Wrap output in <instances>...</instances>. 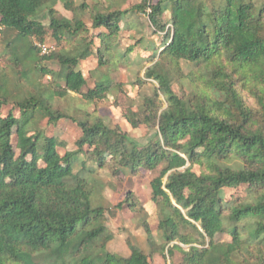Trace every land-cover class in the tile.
<instances>
[{
  "label": "trees",
  "instance_id": "trees-1",
  "mask_svg": "<svg viewBox=\"0 0 264 264\" xmlns=\"http://www.w3.org/2000/svg\"><path fill=\"white\" fill-rule=\"evenodd\" d=\"M169 1L0 0V264H152L155 254L164 264H264V0ZM45 11L48 25L35 19ZM131 11L148 17L159 41L136 82L158 87L124 111L132 127L154 130L144 145L103 116L59 107L71 93L107 99L105 75L84 92L82 62L95 52L99 67L117 68L136 51L122 47ZM49 36L58 48L42 54L37 43ZM41 120H71L80 135L62 152ZM105 169L159 170L150 185L160 243L133 193L116 205L145 213L150 252L130 240L127 256L108 249L107 215L116 213L93 202Z\"/></svg>",
  "mask_w": 264,
  "mask_h": 264
},
{
  "label": "rangeland",
  "instance_id": "rangeland-1",
  "mask_svg": "<svg viewBox=\"0 0 264 264\" xmlns=\"http://www.w3.org/2000/svg\"><path fill=\"white\" fill-rule=\"evenodd\" d=\"M75 1L77 4L86 3L92 6L96 0ZM116 1L121 3L123 9H129L142 0ZM163 1L167 3L168 7H171L169 0ZM56 8L62 16H73L72 12L67 11L60 2L57 4ZM35 19L45 25L49 24V16L46 11L35 17ZM83 19L88 25L91 24L89 13H86ZM124 19L126 27L124 29L122 47L138 43L133 46L136 51L127 56L126 60L120 61L117 68H114L112 64L99 67L97 53L95 52H91L82 62L84 71L90 73V79L87 86L84 88V92H87L90 87H93L96 79L101 75H105L110 77L114 83L113 89L107 94V99L104 101L88 102L82 95L71 93L69 96L59 100V107L71 111L72 114L78 116H84V110L103 116L108 124L111 126L119 125L132 139L144 145L152 138L154 130H149L144 126L140 128L132 127L125 118L124 111L127 109L130 101L138 104L140 103V96L142 94L152 96L158 87L157 83L154 81H147L144 85L136 84L138 79L143 78L145 69L149 66L148 55L151 50L155 47H159L158 34L154 32V28L148 17L143 15L142 12L131 11L125 15ZM45 44L51 46L52 49L58 48L54 43V39L50 36L46 38ZM3 48L4 44L0 43V51H2ZM148 48L150 50H147ZM48 65L49 68L53 70L58 69L56 61L49 62ZM184 67L186 71H189L190 68L187 64H184ZM92 69L94 70L93 72L91 71ZM169 69L167 72L170 76L175 77V71ZM50 80L51 78L49 76L46 78L45 83H48ZM8 108L9 107H6L4 111H7ZM39 125L43 128L47 127L49 132L56 136L62 145V152L65 148L72 147L74 141L80 135L77 125L71 120H61L57 126L49 125L46 120H41ZM89 164L90 163H88V165ZM158 172L159 170L142 171L137 175L125 172L115 176L112 175L108 169L98 171L96 176L100 185V192L94 193V205H102L108 210H112L116 213L115 217L111 216L109 213L107 215V225L115 235L114 239L108 244V249L112 253L120 256L129 254L130 246L127 240H130L132 244L143 247L147 252H150V247L146 241L147 235L141 226V220L145 218V213H133L127 205H124L122 208H116L118 203L125 201L127 193L129 192L133 193L134 202H140V205L144 206L145 211L149 214L156 239L159 240V243L161 242L155 231L157 228V214L155 204L151 200L152 190L150 185V181ZM233 192V189H227V197ZM176 255L178 254L176 253ZM167 260L169 263L170 259L167 258ZM151 263L164 264L165 258L160 254H155L153 258H151Z\"/></svg>",
  "mask_w": 264,
  "mask_h": 264
},
{
  "label": "built area",
  "instance_id": "built-area-1",
  "mask_svg": "<svg viewBox=\"0 0 264 264\" xmlns=\"http://www.w3.org/2000/svg\"><path fill=\"white\" fill-rule=\"evenodd\" d=\"M148 13H149V9L147 10V16H148ZM2 29V27L0 26V30ZM37 47L40 49V52L42 54H49L52 50V47L45 44V43H37Z\"/></svg>",
  "mask_w": 264,
  "mask_h": 264
},
{
  "label": "crops",
  "instance_id": "crops-1",
  "mask_svg": "<svg viewBox=\"0 0 264 264\" xmlns=\"http://www.w3.org/2000/svg\"><path fill=\"white\" fill-rule=\"evenodd\" d=\"M129 253H130V252H129ZM127 255H128V254H127ZM127 255H126V256H127Z\"/></svg>",
  "mask_w": 264,
  "mask_h": 264
}]
</instances>
